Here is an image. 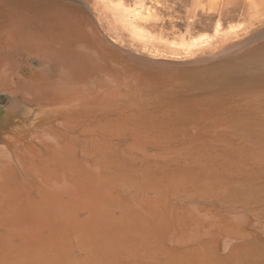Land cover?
<instances>
[{"label":"bare ground","instance_id":"bare-ground-1","mask_svg":"<svg viewBox=\"0 0 264 264\" xmlns=\"http://www.w3.org/2000/svg\"><path fill=\"white\" fill-rule=\"evenodd\" d=\"M97 2L0 0V264H264V33L164 47Z\"/></svg>","mask_w":264,"mask_h":264},{"label":"rangeland","instance_id":"rangeland-1","mask_svg":"<svg viewBox=\"0 0 264 264\" xmlns=\"http://www.w3.org/2000/svg\"><path fill=\"white\" fill-rule=\"evenodd\" d=\"M97 5L111 22L113 13L121 14L120 19L132 18L135 11L141 13L144 21H136L140 31L164 47L196 43L198 51L212 48L221 52L264 33V0H98ZM147 8L151 10L150 18L143 17L148 16ZM85 11L91 13L87 8ZM119 26L120 22L118 28L130 34L123 24ZM164 52L165 57L174 54L170 58L178 59L175 51ZM0 99L8 105L5 97Z\"/></svg>","mask_w":264,"mask_h":264},{"label":"water","instance_id":"water-1","mask_svg":"<svg viewBox=\"0 0 264 264\" xmlns=\"http://www.w3.org/2000/svg\"><path fill=\"white\" fill-rule=\"evenodd\" d=\"M22 72H24L23 74H24V76H25L26 78L29 77L30 72H28L26 68H24V69L22 70ZM26 78H25V79H26ZM5 114H6V111H5V109H4V106L1 105V106H0V117H2V115L4 116Z\"/></svg>","mask_w":264,"mask_h":264},{"label":"trees","instance_id":"trees-1","mask_svg":"<svg viewBox=\"0 0 264 264\" xmlns=\"http://www.w3.org/2000/svg\"><path fill=\"white\" fill-rule=\"evenodd\" d=\"M0 104H3V101H2V99H0ZM4 105V104H3Z\"/></svg>","mask_w":264,"mask_h":264}]
</instances>
